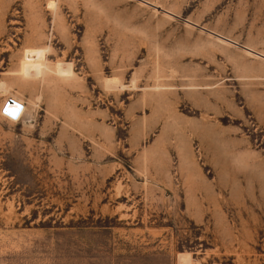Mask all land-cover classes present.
<instances>
[{"label":"rangeland","instance_id":"rangeland-1","mask_svg":"<svg viewBox=\"0 0 264 264\" xmlns=\"http://www.w3.org/2000/svg\"><path fill=\"white\" fill-rule=\"evenodd\" d=\"M0 83V264H264V0H0Z\"/></svg>","mask_w":264,"mask_h":264},{"label":"bare ground","instance_id":"bare-ground-1","mask_svg":"<svg viewBox=\"0 0 264 264\" xmlns=\"http://www.w3.org/2000/svg\"><path fill=\"white\" fill-rule=\"evenodd\" d=\"M2 85L3 84L0 83V89L1 90H3ZM9 99L5 102V105L2 108V110L4 111V113L1 111L2 115L7 116V114H8L13 118H17L19 116L21 110H22V105L16 101H14L13 99H10V100ZM16 100H18V99H16ZM13 109H16L17 111L15 112Z\"/></svg>","mask_w":264,"mask_h":264},{"label":"water","instance_id":"water-1","mask_svg":"<svg viewBox=\"0 0 264 264\" xmlns=\"http://www.w3.org/2000/svg\"><path fill=\"white\" fill-rule=\"evenodd\" d=\"M10 100V99H9ZM15 112L17 111L16 109H13Z\"/></svg>","mask_w":264,"mask_h":264},{"label":"built area","instance_id":"built-area-1","mask_svg":"<svg viewBox=\"0 0 264 264\" xmlns=\"http://www.w3.org/2000/svg\"><path fill=\"white\" fill-rule=\"evenodd\" d=\"M2 112L4 113V111L2 110Z\"/></svg>","mask_w":264,"mask_h":264}]
</instances>
